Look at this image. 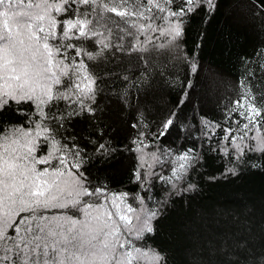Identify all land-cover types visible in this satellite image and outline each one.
<instances>
[{
	"label": "snow or ice",
	"instance_id": "6c2138e0",
	"mask_svg": "<svg viewBox=\"0 0 264 264\" xmlns=\"http://www.w3.org/2000/svg\"><path fill=\"white\" fill-rule=\"evenodd\" d=\"M252 3L264 13V0ZM216 7L217 0H0V264H167L149 245L167 203H150L155 183L168 185L169 196L192 190L186 177L203 164L195 145L163 144L171 129L214 144L210 151L229 157L227 175L244 165L264 168L247 159L264 157V92L255 95L254 86L223 106L226 126L206 114L180 122L199 68L193 53H182L185 37L194 19L206 23ZM170 60L189 79L179 81L178 102L154 125L134 109L130 145L92 139L90 154L69 133L74 121L96 118L106 88L130 107L156 77L175 87ZM12 108L23 123H5ZM121 151L136 156L133 192L94 182L87 167ZM254 236L225 237L217 264H264V229Z\"/></svg>",
	"mask_w": 264,
	"mask_h": 264
},
{
	"label": "trees",
	"instance_id": "16d2710c",
	"mask_svg": "<svg viewBox=\"0 0 264 264\" xmlns=\"http://www.w3.org/2000/svg\"><path fill=\"white\" fill-rule=\"evenodd\" d=\"M198 34H202V38L196 47ZM183 52L193 53L199 65L198 72L190 77L189 101L180 110L183 124L192 123L193 116L198 120L201 114H206L226 126L223 106L230 98L253 86L257 90L255 95L264 92V56L256 55L264 52V13L254 7L252 0H217L210 20L201 24L198 17L192 21ZM172 63L170 60L168 71L172 75L167 80L175 87H169L156 77L139 94L138 100H131L130 107L106 88V94L98 97L100 110L96 118L74 121L69 133L75 135L90 154L94 147L89 143L92 139L98 143L110 140L121 149L130 145V125L135 121L137 106L154 125L178 102L179 81L189 79V73L182 63L175 67ZM246 73L251 76V83ZM3 119L5 123L20 124L24 122V115L12 108ZM186 136V132L174 128L161 140L177 150L195 145L202 154V166L192 170L185 180L195 188L169 196L168 185L155 183L154 199L150 203L160 199H166L167 203L155 222V233L149 237V245L163 252L167 264H217L216 249L221 247L225 237L232 239L255 231L253 238H260L264 229V168L244 165L239 175H227L226 169L232 166L228 156L210 151L214 144L203 142L198 135L195 139H186ZM247 159L250 164H264L259 152L249 153ZM135 160L134 154L121 151L108 163L93 159L87 167L94 182L107 183L113 191L133 192L136 184L131 179V170ZM213 176L215 179H211Z\"/></svg>",
	"mask_w": 264,
	"mask_h": 264
}]
</instances>
